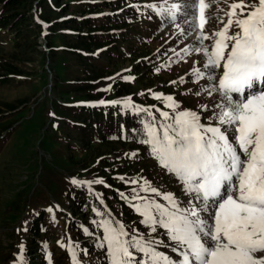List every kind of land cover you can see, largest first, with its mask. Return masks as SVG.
Returning a JSON list of instances; mask_svg holds the SVG:
<instances>
[{
	"label": "rangeland",
	"instance_id": "1",
	"mask_svg": "<svg viewBox=\"0 0 264 264\" xmlns=\"http://www.w3.org/2000/svg\"><path fill=\"white\" fill-rule=\"evenodd\" d=\"M66 2L68 1L48 0L39 7L34 0L31 3L26 2L19 9H29L26 13L29 22L25 21L21 29L12 27L8 22L7 25L5 22L0 23V79L6 78L4 83L0 81V264H26L25 252L31 241L28 240V228L34 219L41 220V233L37 237L44 243L45 248L53 250L54 256H60L58 264L71 262L70 255L64 257L69 243L72 249H76V257L85 264H107L103 258L104 250L98 247L99 238L104 232L99 230L98 222L93 223L92 217L87 218L85 214L82 217L80 210L90 209L93 203L87 188L94 189L97 186L96 189L100 192V183L95 181H105L104 177L109 174L104 170V157L119 156L121 152L110 150L113 143L110 144L107 137H103L108 131L105 128L107 113L99 108H89L85 103L102 98H115L116 96H112V93H116L113 89H117V84H120L123 91L126 89L128 93L138 94L136 99L145 104L154 103L158 95L162 98L176 97L174 100L179 104L177 110L198 107L203 110L198 111L201 113L202 123H208L207 117L216 110L213 105L220 102L216 94L210 96L203 91L198 97L181 94L185 88L195 93L197 83L190 78V85L183 84L179 77L204 59L198 52L188 57L184 54L185 49L201 45L198 41L195 42L196 33L188 34V25L183 22L182 13H178L177 19L173 21L170 13L166 12L162 20L164 27L168 24L165 29L160 24L158 27L155 20L149 21L150 25H144L145 27L134 25L131 28L127 25L126 35L121 39H114V44L118 46L114 48L118 51L110 54L102 52L105 56L91 63L96 70L88 72L89 65L83 64L84 61L78 60L77 55L69 53L67 49L77 43L72 37L77 35L75 29L59 24L51 33L49 28L51 24L70 18L72 14L76 17L87 14L72 13L71 8L62 13L61 8ZM96 2L114 3L113 6L96 11L97 13L113 17V13L120 12L121 16L125 12L122 5H117L115 0H71L74 5ZM184 2L185 0H160L162 5ZM187 2L190 3L191 0ZM207 2L211 7L206 10L209 19L204 31L211 34L224 27L228 20L226 13L229 6L238 0ZM243 2L252 5L258 0ZM164 9L167 8L163 7ZM247 10L250 8H246L245 13ZM236 11L239 14V9ZM2 12L0 3V14ZM122 17L124 16L121 19H105V27L101 29L108 31L113 26L112 28L125 30V26L120 23ZM221 19L224 23H221ZM96 23L97 28L102 26V22ZM180 29H184L187 36L183 35V38L176 40ZM235 31L237 29L233 25L231 32ZM85 33L87 31L82 30L79 34ZM96 34V40H104L106 37L99 35L101 30L96 31ZM170 37H174L177 42V48L170 60L172 67L165 71L162 68L156 69L155 74L149 68L142 69L138 65L139 61L152 56ZM109 40L112 41L113 38L110 37ZM212 43L211 39L206 40L203 46H210ZM93 52L97 54L95 49L91 51ZM160 53L154 56L155 61L163 57ZM10 68H15L16 72L10 74ZM125 70L129 71L126 79L135 76L131 83L123 84L119 80L121 77H112L113 74ZM203 83L206 86V82ZM159 105L168 108V103ZM204 105L208 106L207 111L202 107ZM112 111L114 110L111 109ZM135 151L136 148L133 152ZM144 172L146 175L139 177L152 183L150 174L153 169L150 173L147 170ZM111 175L116 177L120 174ZM73 178L83 183L73 184ZM161 182L165 188L164 191L162 189L163 192L169 186V189H174L170 181L164 179ZM178 194L180 193L176 190L179 201L187 202L190 199L189 196L178 197ZM125 210L127 211L126 207ZM123 219L126 223L129 220L127 217ZM130 220L137 221L133 218ZM150 228L152 226H147L144 230L151 233ZM162 236L164 240L168 237L165 234Z\"/></svg>",
	"mask_w": 264,
	"mask_h": 264
},
{
	"label": "snow or ice",
	"instance_id": "2",
	"mask_svg": "<svg viewBox=\"0 0 264 264\" xmlns=\"http://www.w3.org/2000/svg\"><path fill=\"white\" fill-rule=\"evenodd\" d=\"M210 7L207 0H185L162 11L169 12L173 21L182 13L188 34H197L201 47L194 51L204 59L193 74L197 81L206 80L203 91L218 97L216 110L205 124L198 112L177 110L179 104L168 96L174 114L161 112L159 122L153 118L146 125L147 138L141 141L190 197L181 205L172 193H164L170 207L155 201L135 206L144 217L141 222L151 225L153 232L156 225L166 230L176 257L153 246L163 241L130 236L123 223L106 219L98 225L104 232L98 247L106 250L107 264H264V255H257L264 253V0L252 5L243 0L232 3L227 23L221 19L224 27L207 34ZM246 8H250L247 13ZM233 25L235 32H231ZM210 39L213 43L203 46ZM202 107L208 110L207 105ZM71 182L83 183L75 178ZM145 185L143 191L160 195L147 181ZM69 251L73 264H80L71 245Z\"/></svg>",
	"mask_w": 264,
	"mask_h": 264
},
{
	"label": "trees",
	"instance_id": "3",
	"mask_svg": "<svg viewBox=\"0 0 264 264\" xmlns=\"http://www.w3.org/2000/svg\"><path fill=\"white\" fill-rule=\"evenodd\" d=\"M32 1L33 0H0V3L2 4V8H3V12L0 14V23L5 22L7 25L8 22L11 24L12 27L16 29H21V26L25 24L24 23L25 21L26 23L29 22L28 20L29 16H26V13H28L29 9L23 11L19 9V6L26 2L31 3ZM34 1L36 2L37 7H39L40 5H44L45 3H47L48 0H34ZM54 1L58 2V0H54ZM66 1L68 2H66L61 8L62 13L63 12L66 13L71 8L72 13L77 12V13H87V14L85 16H80V17H76L74 16L75 14H72L70 18L63 20L60 23L51 24L49 28L51 30V33H53L52 31L53 28L59 26V24L73 30L75 29L77 35H74L72 37L73 40L76 39L78 43L76 44L78 46L74 43L75 45L72 44L68 46L67 49L68 51H70L69 53L76 54L77 55L76 58L78 60H81L82 62L84 61L83 64L89 65L90 70L88 72H94L96 68H93V65L91 64L94 62L93 61L94 57L92 55H90L89 57H84L81 53L82 52L91 53V51H94V49L96 50L103 46L111 45V41L109 40V38L110 37L114 38L116 37V35L110 34L107 30L101 29L105 27V25L103 24L105 23V19H110L111 17L105 15L99 18H93L90 17L89 15L96 11H101L104 7L113 6L114 3H109V2L103 4L81 3L80 5H74L71 4V0H66ZM96 22H102V26L97 28ZM82 30H86L87 33L79 34ZM98 30L102 31V34L99 35H106V37H104L105 38L104 40H96L98 36V34H96V31ZM124 33L125 32L120 33V35H118L117 38L120 39L124 37V35H126V33L125 34ZM115 46L117 45L113 44L111 47H108L106 51L112 52ZM10 69H11L9 70L11 72L10 74L16 72L15 68H10ZM123 77H127V75L124 74ZM0 81L4 83L6 81V78L5 77L1 78ZM113 90L116 91L114 95L116 96V98L117 96L120 97L128 93V90L126 89L124 91L122 90L120 84H117V89H113ZM124 109H125L124 106H120L114 109V112L115 113H118L120 111L123 112ZM105 128L108 129L107 133L111 134L109 136V140H110L109 143L110 144L113 143L112 145H114L113 148L110 145V150H112L113 152L119 150L121 152L119 156L113 155L112 158L105 157L106 159L104 158L105 161H103L106 166V169L104 170L108 171L109 173L108 176L107 175L105 176V179L110 186L115 188L117 187L120 190H124L128 195H136L137 193L140 192V186L142 185V183L146 181L145 179L140 177L144 174L146 175V172H144L145 170L149 171L150 173L151 169H153V172L150 174V176L152 177L150 179V182H155L160 184L161 181H163V169L157 167V164L155 165L154 162H149V163L147 162L148 158L145 156L146 148L144 146V143H141V139L139 138L141 132L138 126L134 127L133 124L128 122L121 123L118 117H116L114 120L107 121L105 124ZM132 131L136 132L137 135L132 140L131 139L128 140L127 138L128 133ZM100 142H102V140ZM135 148L137 149L138 154L137 155L134 154L135 155L134 156L133 150ZM113 173L115 174L118 173V175L119 174L122 175L123 179H118L115 176L112 177L111 174ZM133 181H135V183H133ZM101 197L108 201L110 207L118 216L122 215L123 217H127V219H129L130 221L131 212L130 211L127 212L125 210V204L127 203L123 200L121 196H119L112 189L101 187ZM93 206L95 208V211L92 208L86 209L87 214H89L90 217L96 219L94 214L99 212L101 213L100 216H103L105 219H110L105 214L103 208L97 202L93 201ZM128 206L126 205V207ZM38 221L37 219L34 220L29 228L30 232L28 233V238H29L28 240L31 241L29 243V246H27L28 248L27 251L25 252L26 264H40L43 259L42 253L44 251L41 245V241L37 237L39 234V228L37 224ZM48 255H50L51 258H53V263L58 264L59 261L57 260L60 259V256H54L52 252L48 253Z\"/></svg>",
	"mask_w": 264,
	"mask_h": 264
},
{
	"label": "bare ground",
	"instance_id": "4",
	"mask_svg": "<svg viewBox=\"0 0 264 264\" xmlns=\"http://www.w3.org/2000/svg\"><path fill=\"white\" fill-rule=\"evenodd\" d=\"M189 59V58H188Z\"/></svg>",
	"mask_w": 264,
	"mask_h": 264
}]
</instances>
